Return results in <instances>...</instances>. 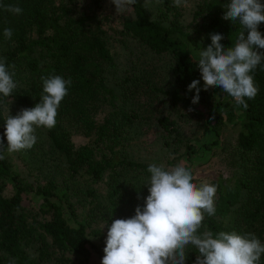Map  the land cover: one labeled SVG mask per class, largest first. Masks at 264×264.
I'll return each mask as SVG.
<instances>
[{"label":"trees","instance_id":"16d2710c","mask_svg":"<svg viewBox=\"0 0 264 264\" xmlns=\"http://www.w3.org/2000/svg\"><path fill=\"white\" fill-rule=\"evenodd\" d=\"M76 0H0V46L5 48L3 59L10 72H14L17 88L11 96L0 94V262L9 264H39L52 261L50 249L61 256L55 264H66L64 253L80 255L86 261L87 246L94 247L88 238L86 226L72 225L65 217L62 195L53 182L33 188L23 183L6 157L7 140L5 122L12 107H31L40 102L43 93L41 77L59 75L70 79L68 95L57 109L56 124L45 128L52 147L65 159L71 176L87 173L99 180L109 171L120 169L141 170L144 175L148 165L127 160L123 155L128 139L125 131L136 122L134 109L109 112L99 122L94 120L101 103L114 98L112 88L105 84L102 72L114 66V60L105 42V31L95 16L74 17L68 5ZM101 0H97L96 3ZM156 1L157 0H152ZM230 0H200L193 11L191 21L185 25L181 13L172 0H160L158 18H153L145 0H137L122 16V33L137 41L152 57L167 56L166 70L173 76L175 87L163 92L170 103L201 120L215 137L217 145L221 127L225 123L238 125L236 153L230 162L234 169L230 177L213 179L217 185L213 216H205L204 225L214 234L237 232L253 233L264 243V68L258 67L254 81L258 94L247 100L244 109L219 87L204 90V81L198 68V53L211 44L210 34H223L225 48L235 44L242 31L238 22L223 19ZM264 3V0H261ZM6 5L19 6L22 14L6 11ZM13 29L11 39L4 37V29ZM258 30L264 35V22ZM247 32H245V36ZM264 51V50H261ZM199 80V102L193 104L195 90L187 86ZM191 109V111H189ZM68 124L94 135L93 145L73 148L65 136ZM156 124L170 138L178 135L176 122L168 116H160ZM175 134V135H173ZM179 143L181 140L177 139ZM168 141H165V146ZM184 152L191 154L194 145H183ZM103 151L97 159L95 153ZM12 183L13 191L5 194L6 182ZM116 192V189H113ZM24 194L42 197L35 213L23 205ZM203 231V228L201 229ZM33 243H38L37 254L32 255ZM198 253L189 246L185 264H194ZM260 264H264V255Z\"/></svg>","mask_w":264,"mask_h":264},{"label":"rangeland","instance_id":"374dc122","mask_svg":"<svg viewBox=\"0 0 264 264\" xmlns=\"http://www.w3.org/2000/svg\"><path fill=\"white\" fill-rule=\"evenodd\" d=\"M96 1L76 0L68 5L74 17L95 15L101 21L106 46L115 64L102 72L106 86L114 92V98L101 103L99 110L94 113V120L99 122L109 112L119 109H134L137 115L135 126L133 128L132 125L124 133L128 141L122 155L127 160L148 166L156 164L166 170L178 164L183 165L192 171L197 184H212L213 179H218L219 176L230 177L234 169L230 159L236 153L238 125L225 123L221 127L217 145L213 146L211 142L215 137L208 127L202 125L198 118L187 114L180 105H171L170 96L162 93L175 87L173 76L165 67L169 62L167 56L152 57L147 54L146 49L137 41L123 35V14L116 13L111 0ZM199 2L200 0H187L186 6L178 8L183 24L187 25L191 21ZM57 3L60 0H56ZM145 3L153 18H158V3L152 0H145ZM4 51L5 48L1 45L0 58H3ZM32 107L34 106L12 107L7 113L16 116L22 109ZM160 116H168L176 122L177 136H165L158 128L156 119ZM34 134L37 140L30 149L13 153L6 149L8 161L21 181L33 188L44 187L48 182H53L62 195L64 214L69 223L75 226L82 223L86 226L88 238L94 245L93 248L87 246L88 259L85 261L80 255L64 253L66 264H101L107 236L105 225H110L115 219H127L135 215L136 207H142L144 198L149 195L144 183L150 176L136 168L109 171L99 180L84 172L71 176L64 157L52 147L46 136L45 127L36 128ZM65 136L74 149L85 144L91 146L94 142V135L83 133L75 124L67 123ZM166 140L168 145L165 146ZM186 143L194 145L195 151L191 154L184 152L183 145ZM102 152L95 153L97 159ZM5 182L7 186L4 192L11 194L12 183L9 180ZM216 198L215 196V201ZM41 201L40 196L24 194L23 205L26 211L35 213ZM38 246V243H33L32 255L37 254ZM50 251L53 260L61 256L56 249ZM53 260L39 264H55L56 261Z\"/></svg>","mask_w":264,"mask_h":264},{"label":"clouds","instance_id":"9594fccd","mask_svg":"<svg viewBox=\"0 0 264 264\" xmlns=\"http://www.w3.org/2000/svg\"><path fill=\"white\" fill-rule=\"evenodd\" d=\"M111 3L117 14H124L137 0H111ZM186 4L187 0H173L177 8ZM4 7L17 15L23 12L19 6ZM223 19L238 22L243 30L238 33L235 44L228 48L221 43L223 34H210L211 44L198 53L203 87L205 91L219 87L237 106L247 109L245 98L252 100L259 91L253 73L258 67L264 68V51H261L264 35L258 30L264 22V3L230 0ZM3 34L11 39L13 29L5 28ZM14 75L5 59L0 58V94L4 97L11 96L17 88ZM41 80L44 94L40 102L6 119L4 136L9 153L30 149L37 140L36 128L51 129L56 124L57 109L68 95L71 80L59 75L41 77ZM199 84V80H193L187 86L189 92L195 90L193 104L199 102ZM0 145H3L2 139ZM3 159L5 156L0 154V160ZM147 172L150 177L144 186L149 195L144 198L143 206L138 205L131 218L115 219L105 225L107 236L101 264H185L189 246L198 253L194 264H260L264 243L255 234L235 231L214 234L204 225L205 216L216 212L217 185L195 183L192 171L179 164L169 170L150 164Z\"/></svg>","mask_w":264,"mask_h":264}]
</instances>
